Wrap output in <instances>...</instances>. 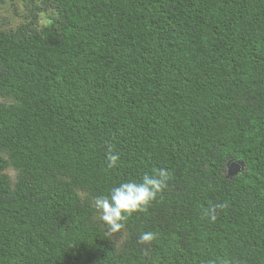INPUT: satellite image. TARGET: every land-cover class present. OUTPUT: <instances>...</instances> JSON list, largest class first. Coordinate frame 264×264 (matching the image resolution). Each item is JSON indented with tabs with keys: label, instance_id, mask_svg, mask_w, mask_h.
<instances>
[{
	"label": "trees",
	"instance_id": "1",
	"mask_svg": "<svg viewBox=\"0 0 264 264\" xmlns=\"http://www.w3.org/2000/svg\"><path fill=\"white\" fill-rule=\"evenodd\" d=\"M23 1L0 18V264H264V0ZM159 169L110 232L95 198Z\"/></svg>",
	"mask_w": 264,
	"mask_h": 264
},
{
	"label": "clouds",
	"instance_id": "2",
	"mask_svg": "<svg viewBox=\"0 0 264 264\" xmlns=\"http://www.w3.org/2000/svg\"><path fill=\"white\" fill-rule=\"evenodd\" d=\"M106 155L107 166L116 167L119 155L113 151L111 144L107 145ZM169 176L166 169L155 170L154 174L145 173L139 182L126 181L112 188L108 195L97 196L95 208L99 213V219L107 225L110 232H118L133 213L147 211L148 206L167 187ZM213 219H215L214 216ZM154 238L153 232H142L139 242L148 244Z\"/></svg>",
	"mask_w": 264,
	"mask_h": 264
},
{
	"label": "rangeland",
	"instance_id": "3",
	"mask_svg": "<svg viewBox=\"0 0 264 264\" xmlns=\"http://www.w3.org/2000/svg\"><path fill=\"white\" fill-rule=\"evenodd\" d=\"M12 0H9V2H11ZM23 0H15L16 3V9L17 12L13 11L9 6L4 7L0 10V18L2 19H12V23L13 25H18L21 23V18L19 17V13H23L24 12V4H23ZM13 174V173H12Z\"/></svg>",
	"mask_w": 264,
	"mask_h": 264
},
{
	"label": "water",
	"instance_id": "4",
	"mask_svg": "<svg viewBox=\"0 0 264 264\" xmlns=\"http://www.w3.org/2000/svg\"><path fill=\"white\" fill-rule=\"evenodd\" d=\"M244 169V164L242 162H230L228 164V174L229 176L237 175Z\"/></svg>",
	"mask_w": 264,
	"mask_h": 264
}]
</instances>
